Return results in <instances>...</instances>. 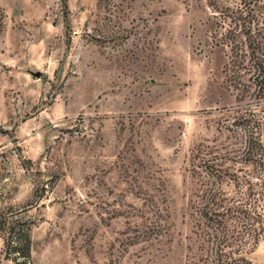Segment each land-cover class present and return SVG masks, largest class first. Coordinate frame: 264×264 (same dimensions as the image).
<instances>
[{
	"label": "rangeland",
	"instance_id": "rangeland-1",
	"mask_svg": "<svg viewBox=\"0 0 264 264\" xmlns=\"http://www.w3.org/2000/svg\"><path fill=\"white\" fill-rule=\"evenodd\" d=\"M241 2L0 0V215L33 223L22 264H190L214 193L264 264V95L220 22Z\"/></svg>",
	"mask_w": 264,
	"mask_h": 264
},
{
	"label": "trees",
	"instance_id": "trees-1",
	"mask_svg": "<svg viewBox=\"0 0 264 264\" xmlns=\"http://www.w3.org/2000/svg\"><path fill=\"white\" fill-rule=\"evenodd\" d=\"M220 15L224 28L222 38L228 40L231 46L233 66L241 72L251 73L249 81L257 87V97H263L264 0H242L236 8L220 10ZM218 201L217 193H214L211 197L200 196V201L192 204V210L197 215L198 231L195 232L197 254L190 264H250L241 245V232L228 227L229 220L235 218L237 212L226 207L223 201ZM255 215L258 219L263 217L258 211ZM7 225L6 259L14 264H22L19 258L31 262L32 221L19 217L18 213L0 215V232ZM250 229V236L257 239L260 228L255 226Z\"/></svg>",
	"mask_w": 264,
	"mask_h": 264
}]
</instances>
